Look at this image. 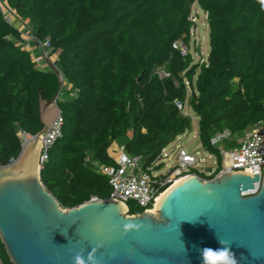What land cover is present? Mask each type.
Masks as SVG:
<instances>
[{
  "label": "trees",
  "instance_id": "trees-1",
  "mask_svg": "<svg viewBox=\"0 0 264 264\" xmlns=\"http://www.w3.org/2000/svg\"><path fill=\"white\" fill-rule=\"evenodd\" d=\"M5 1L37 41H25L19 23L8 24L0 11V166L21 154L19 132L42 130L40 99L49 102L59 91L51 65L37 63L36 44H45L63 79L62 126L41 180L63 209L110 198L108 178L93 164L114 166L113 145L125 146L148 168L177 137L191 133L192 117L177 101L198 118L200 145L218 161L211 176L191 172L202 180L220 173L219 147L234 148L246 131L264 124V0ZM195 5L209 27L210 51L202 62L191 54ZM66 86L69 98L60 99ZM226 131L230 140L211 144ZM142 213L129 207L130 216ZM0 259L11 264L1 240Z\"/></svg>",
  "mask_w": 264,
  "mask_h": 264
},
{
  "label": "water",
  "instance_id": "water-1",
  "mask_svg": "<svg viewBox=\"0 0 264 264\" xmlns=\"http://www.w3.org/2000/svg\"><path fill=\"white\" fill-rule=\"evenodd\" d=\"M40 99L42 130L19 157L0 167V240L11 264H207L203 250L228 264H264V176L187 175L168 189L156 213L130 216L107 199L63 209L41 180V140L61 111L63 79ZM256 195L244 196L254 191ZM223 241V243H219Z\"/></svg>",
  "mask_w": 264,
  "mask_h": 264
},
{
  "label": "built area",
  "instance_id": "built-area-1",
  "mask_svg": "<svg viewBox=\"0 0 264 264\" xmlns=\"http://www.w3.org/2000/svg\"><path fill=\"white\" fill-rule=\"evenodd\" d=\"M0 11L8 24L13 25L16 22L22 24L23 29L20 28V33L25 41L28 43L37 41L33 35L25 34L26 24L19 22L16 12L9 7L5 0H0ZM193 19H197V17H191L192 22L195 23ZM193 34L194 32L192 31ZM36 46L42 52L41 58L37 60L38 65H52L53 62L49 58L48 53L44 51L46 45L37 42ZM173 48H180L184 56L189 53L188 48L182 44H174ZM29 49L31 50V48ZM158 74L160 78L169 76V74L164 72ZM176 106L185 115H189L185 103L177 101ZM61 126L62 119L60 115L50 130L43 135L40 154L41 171L48 160L49 149L61 137ZM186 135L187 133L177 137L162 151L159 161L148 168L144 167L141 157H130L125 151V146L113 145L110 149V155L115 162L114 166L103 167L93 164L99 173L108 178L112 189L109 199L124 204L127 207V213L129 212V202L138 204L143 209V212H153L158 198L173 185L177 184L179 180L192 174V171H197L206 176L213 175L218 168V161L212 165L211 160L217 158L207 152L204 157H199L197 151L188 152ZM197 137L198 134H194V139ZM19 138L22 152L30 141L35 139V136L21 131L19 132ZM230 139L231 134L226 131L212 138L211 144L216 146ZM236 144L230 150L219 147L221 154V171L219 174L224 172H245L251 176L258 174L262 178L264 176V124H259L257 127L246 131L237 140ZM259 190L260 184H257L254 191L244 193V196L256 195ZM94 201H98V199L93 198L90 202ZM0 264H2L1 259Z\"/></svg>",
  "mask_w": 264,
  "mask_h": 264
},
{
  "label": "rangeland",
  "instance_id": "rangeland-1",
  "mask_svg": "<svg viewBox=\"0 0 264 264\" xmlns=\"http://www.w3.org/2000/svg\"><path fill=\"white\" fill-rule=\"evenodd\" d=\"M198 14V16H197ZM192 17H197V19H193L195 20L196 23V27L195 29H193L194 34L193 36V41H192V50H191V54L193 56V58L195 59V62H202V61H206L208 58V54L210 51V45H209V27H208V22L206 19V14L199 8L198 5H195L193 7V15ZM21 29H23L22 24L19 23L18 25ZM25 34H26V30H25ZM40 55V53L38 52L37 55ZM68 87L66 86L65 89L62 91L61 94V98L63 99H67L69 98V96H67V91ZM66 96V97H65ZM187 109V113L189 114V116L192 117V127H193V131L190 134L186 135V140L188 142V146H187V150L188 152H195L197 151L199 154V157H204L206 156V152L202 149L199 139L198 137L194 139V134L197 135L198 134V118L195 116V114L193 113V111L191 109H189L188 107ZM132 136V133L130 132L128 134V136L126 138H123L119 141L120 144H125ZM237 145V144H236ZM221 147H223V149L225 150H230L229 147L222 145ZM217 159H213L211 160L212 165L216 164ZM172 164V163H169ZM128 207L132 208L133 210H138L140 212L143 211L142 208H140L138 206V204L132 202V203H128ZM140 208V210L138 209Z\"/></svg>",
  "mask_w": 264,
  "mask_h": 264
},
{
  "label": "clouds",
  "instance_id": "clouds-1",
  "mask_svg": "<svg viewBox=\"0 0 264 264\" xmlns=\"http://www.w3.org/2000/svg\"><path fill=\"white\" fill-rule=\"evenodd\" d=\"M219 243H223V241H219ZM203 255L207 260V264H228L226 253L224 251L214 253L212 250L205 249L203 250Z\"/></svg>",
  "mask_w": 264,
  "mask_h": 264
},
{
  "label": "bare ground",
  "instance_id": "bare-ground-1",
  "mask_svg": "<svg viewBox=\"0 0 264 264\" xmlns=\"http://www.w3.org/2000/svg\"><path fill=\"white\" fill-rule=\"evenodd\" d=\"M181 180H183V179H181ZM181 180H179L177 183H179ZM164 194H165V193H164ZM164 194L161 195V196L158 198L157 203H156V206H155V210L153 211L154 213H156L157 206H158V204H159V202H160V200H161V197H163Z\"/></svg>",
  "mask_w": 264,
  "mask_h": 264
}]
</instances>
